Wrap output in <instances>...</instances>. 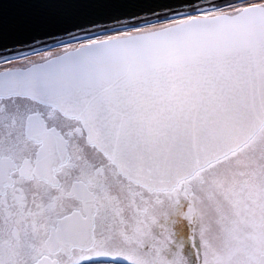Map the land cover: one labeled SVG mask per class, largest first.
Masks as SVG:
<instances>
[{"label": "snow or ice", "instance_id": "snow-or-ice-1", "mask_svg": "<svg viewBox=\"0 0 264 264\" xmlns=\"http://www.w3.org/2000/svg\"><path fill=\"white\" fill-rule=\"evenodd\" d=\"M181 7L0 71V264H264V0Z\"/></svg>", "mask_w": 264, "mask_h": 264}, {"label": "water", "instance_id": "water-1", "mask_svg": "<svg viewBox=\"0 0 264 264\" xmlns=\"http://www.w3.org/2000/svg\"><path fill=\"white\" fill-rule=\"evenodd\" d=\"M195 0H0V62L103 34L106 28L174 15ZM203 3L204 0H199Z\"/></svg>", "mask_w": 264, "mask_h": 264}, {"label": "rangeland", "instance_id": "rangeland-1", "mask_svg": "<svg viewBox=\"0 0 264 264\" xmlns=\"http://www.w3.org/2000/svg\"><path fill=\"white\" fill-rule=\"evenodd\" d=\"M75 43H78V41L77 42H73V44H75ZM64 46L65 45H62V46L54 47V48H51V49H47V50L39 51V52H36V53H32V54H28V55L20 56V57H17V58H13V59L2 61V62H0V71H2L6 67H14V66L26 65L28 60L39 61L40 58H41V54H43L44 52H52L53 54H58L59 51ZM9 61H13L14 63H9Z\"/></svg>", "mask_w": 264, "mask_h": 264}]
</instances>
